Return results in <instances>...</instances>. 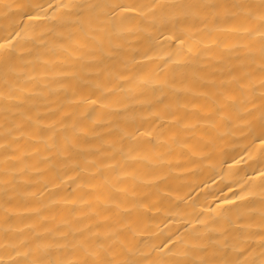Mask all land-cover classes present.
I'll return each mask as SVG.
<instances>
[{"label":"bare ground","instance_id":"6f19581e","mask_svg":"<svg viewBox=\"0 0 264 264\" xmlns=\"http://www.w3.org/2000/svg\"><path fill=\"white\" fill-rule=\"evenodd\" d=\"M0 264H264V0H0Z\"/></svg>","mask_w":264,"mask_h":264}]
</instances>
